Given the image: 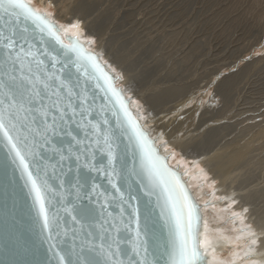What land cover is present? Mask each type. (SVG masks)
I'll use <instances>...</instances> for the list:
<instances>
[{"label":"snow or ice","instance_id":"1","mask_svg":"<svg viewBox=\"0 0 264 264\" xmlns=\"http://www.w3.org/2000/svg\"><path fill=\"white\" fill-rule=\"evenodd\" d=\"M82 23L77 20L70 28L79 32ZM69 39L71 42L65 43L61 30L28 0H0V144L6 149L0 159V179L14 183L19 173L50 242L53 230L60 226L56 205L61 203L58 198L65 185L66 161H76L77 171L83 161L89 171L103 172L120 194L121 214L124 205L131 209L134 258L120 247L117 228L112 243L107 248L100 245V252L106 256L103 261L74 262L70 250L62 253L50 243L49 250L55 249L53 256L58 264H206L198 238L202 218L181 174L169 167L168 157L160 154L155 141L133 116L130 101L115 87L118 77L106 71L98 55L87 51L79 35ZM97 89L111 105L114 124L104 113V106L100 119L93 118ZM121 136L127 137L130 161L121 160L117 151ZM49 153L56 157L55 163ZM97 153L106 154V166L97 167ZM82 179L77 176V186ZM121 180L139 184L150 203L154 198L155 208L145 206L142 210L138 197L131 193V184L126 198ZM53 181L59 182V190ZM98 188L93 186L94 191ZM155 209H159L166 238L153 247L154 229L149 220ZM64 210L69 211L67 207ZM72 212V220L79 223L93 218L98 209L82 205ZM28 251L18 238L6 232L0 239V256L4 257L0 264H33L24 258Z\"/></svg>","mask_w":264,"mask_h":264},{"label":"rangeland","instance_id":"2","mask_svg":"<svg viewBox=\"0 0 264 264\" xmlns=\"http://www.w3.org/2000/svg\"><path fill=\"white\" fill-rule=\"evenodd\" d=\"M48 1H50V0H47V2ZM61 1L65 4V6H64L65 8L63 7V14H64V11L70 12V10H72V12H74V6H76V4H78V1H76V0H61ZM88 1L89 0L86 1V4H87L86 10L89 13V18H87L88 22H91L92 20H94L96 18L97 29H95V32L101 33V36L103 38L108 39L109 43L112 44V46L116 50L117 54H119L120 52L122 53V50L126 49L129 51L133 61L136 60L137 57L140 56L138 58L139 59V65L141 66L140 69H142V64H140V63L144 62L143 64L145 66V64L148 61L149 65H146L145 67L143 66V68L145 69L144 70L145 74L148 71L150 73H152L154 71V70H151L153 67L158 68L159 66H157V65L160 61V64L162 66V68H160V73L163 72L162 74L165 73L164 75L168 76V77H162L163 78V81L161 82L162 85L158 84V82H157L158 86L163 87L168 82H169L168 83L169 85H171L172 83L175 84V82H178V83L181 82V81H177V80H173L172 82H170L171 79L175 78L176 73L173 75L172 72L168 71V70H170L169 68H167L168 62H169V65L172 62H176V63L182 62V65H184L186 67V75H188L189 73L190 74H193V73L197 74L198 79H197V81H194L195 84L198 83L199 75H200V78H203V80L205 78H206L205 80L210 79L211 84H207L203 88L198 87L199 91H193V92L190 91V94H189V95H191L190 98L188 96V93H185V94H187L189 101L186 105L184 104L185 105L184 107H182V109L184 108L183 112H185L187 110V108L190 109L191 112H193L196 109L197 105L199 106V108L201 106L203 107V108L202 107L200 108V111H202L201 109H205L204 107H206L209 103H211L212 101H214L217 98V97H214V94L216 93V88L214 86V83L222 81V79L224 77H226V74H231L234 71L238 72L240 69H242L240 71V72H242L243 71L242 67H245L247 65L246 70L247 71L249 70V72H251V73L246 72L247 73V75H246L245 73L243 74V72H242L241 76H242V78L243 77L245 78V79L243 78V81L246 80L245 82L247 83V80L250 77L251 78L253 77L252 78V80L254 81L253 85H255V86L257 85L256 87H262L263 91L259 92L258 95L257 94L254 95L255 98H252V99H248L247 98L248 95H246V98H245V94H242V93H240L239 96L236 95V98L237 97L238 98L235 100V102L237 100H239V97L241 96L240 100H239L241 103L239 101L236 102V104H238V102H239V104H238L239 107L237 106V108H236V107H234V105L231 107H228L227 113H226L228 115H226V116L224 115V118H223V116L220 119L218 117H215L218 120H214V123L220 124L221 121L226 120L228 123H230V121H231V123L233 122L232 125H234V120H236L235 122L238 121L237 122L238 125L235 124L237 126V130H235L236 128H234L235 125L232 126V129L229 126V129H231V130H229V129L223 130V132L220 134V137L218 136V138H220V139L223 137L221 139L222 140L221 142L217 141L220 144L215 145V144H218L215 141V144L213 146H211L209 149L210 150L219 149L222 143H230L233 141V142H237V146L238 145L240 146V145H244L243 143H246L247 140L249 141V143H248V141H247V143L250 144L249 150H251V152L248 151L249 154L247 153L246 157H244V159L246 158L244 160L245 164L244 163L242 164L241 162H243V161L241 160V162H240L241 164H237V166L233 167L232 170L230 171L231 174L229 172V175H232V176H230L231 178H229L226 182L228 183V185L234 184L235 188L237 185V190L235 189V192L240 191V196L238 195L240 198H241V196L242 197L244 196L243 198H245V196H246V199L250 198L249 200L247 199L248 202H246V201L243 202L245 199L239 198L241 203H246V204H245V207L243 208V210L236 207L234 212H241V214L237 215V217H238L237 220L242 221L244 219L245 222H248V217H249L248 214L249 215L253 214V212L255 213V211L258 210L257 211L258 214L255 213L252 215V217L257 219L256 221L258 222L259 231H264V134H263L264 133V82H263L264 81V78H263L264 77V31H263V34L261 35V37H259L260 28L262 31L263 27H264V18H263V20H259L256 17H254V15H256L259 12L258 7L263 6V1L262 0H260V1L259 0H212V1L211 0H196V1L195 0H90L89 2ZM132 3H133V5H132ZM69 6H70V8H69ZM40 7L44 8L43 5H41ZM67 8H69V9H67ZM128 9H130V10L128 11ZM48 11L51 13L53 11L52 14L55 15L57 13V15H58V11L56 9H54L53 6H51V8L49 7ZM78 11L79 12L76 13L77 15H80V16L84 15L85 11L82 9V7L79 8ZM69 12L66 15L67 17H71L73 15V13H69ZM128 12L131 14H129ZM101 13H102V17L100 15ZM187 14H189V15H187ZM252 15H253V19H257V20H259V22H257V24H256L258 26L252 27L253 33H252V37H250V33H248L247 31L245 32V30H246L247 26L249 25V24L246 25V23L251 22L250 16H252ZM185 16H187V17H185ZM97 17L101 18L102 21L99 18L97 19ZM59 20H60V24L69 25L67 21H64V19H59ZM98 20L101 22H99ZM111 22H112V24L108 28L106 23L109 24ZM184 22H185V24H184ZM260 22H262L261 23L262 25L259 24ZM126 23H128V24H126ZM176 29H178V30H176ZM228 29L229 30L231 29V30L228 31ZM86 30L87 29H84V33H86ZM173 30H175V31H173ZM185 30H186V32L187 31L188 32L186 33ZM238 30L239 31L241 30V32H242L240 34V37L235 36L233 38L232 34L235 33L238 35V33H239ZM176 31L178 32V34L176 33ZM236 31H238V32H236ZM112 32H114V33L112 34ZM229 33L231 36L229 35ZM245 33L249 36H247ZM104 35H105V37H104ZM227 35H229L230 37H228ZM118 37H120V40L118 42L119 44L118 43H116V44L112 43L113 41L117 42V41H115V38H116V40H118L117 39ZM175 37H177V38L175 39ZM89 38L90 37H87L88 40H89ZM256 38H259V39H256ZM92 39H95V42L98 41L97 37H93ZM132 40H134L133 43L131 42ZM136 40H137V42H136ZM120 41H122V42L120 43ZM143 41H145V42H143ZM120 44H122V45L120 46ZM184 44H185V47H184ZM149 45H151V46H149ZM96 46H97V44H96ZM131 46H133V47H131ZM237 47H239V48H237ZM244 47H245V51H244ZM135 48H139V50H135ZM218 49L221 51H219ZM95 51H96V49H95ZM101 51H103V50H101ZM98 52L100 53V50ZM234 52H236V53H234ZM165 53H166V55H164ZM231 53H232V56L234 58L230 55ZM183 54H185V56ZM200 54H201V56H200ZM161 55H162V59L165 58L164 60L160 59ZM181 55L184 56L183 57L184 59L181 58L182 57ZM158 56H160V57H158ZM225 56H227V57L229 56V59L227 57L225 58ZM230 57H231V59H230ZM198 58L200 60H197ZM153 59H158V60L155 61L156 63L154 62V63L150 64ZM209 59L211 62L209 61ZM179 60H182V61H179ZM204 60H206V61H204ZM217 60H219L218 63H217ZM231 60L234 62L228 63V61H231ZM205 62H206V64H205ZM225 62L227 63L226 66L224 65L222 67V65H223L222 63H225ZM107 63L108 62H106V64ZM198 63H200V65ZM202 63H204L205 66ZM252 63L254 65H252ZM219 64H221V65H219ZM258 64L261 66H259ZM164 65L166 66L165 68H163ZM190 65L191 66L193 65V66L191 67ZM258 66L262 67V70L258 69ZM221 67H222V69H221ZM175 68H177V67H175ZM219 68L221 69L220 71H219ZM255 68L258 69V71ZM187 69H189V70H187ZM199 69H201V70H199ZM216 69H218V70H216ZM116 70L117 69L113 70V72L115 73V76L118 77L117 78L118 85L124 87V85L122 83L123 76L117 72L118 70L117 71ZM178 70L180 72L181 70H183V68H180ZM208 70H210V71H208ZM215 70H216V72L219 71L218 72L219 75H216ZM140 71H141L140 73H144L143 69ZM156 71L157 70H155V73H156ZM196 71H198V72H196ZM261 71H262V73L259 74ZM206 72H207V74H206ZM212 72L215 73V75ZM145 74H142V75L144 76ZM248 74H250V77L248 76ZM258 74L262 77H260ZM211 75H212V77H211ZM183 76H184V74H183ZM217 78H219L220 81H219V79L217 80ZM158 80H160V75L158 76ZM187 80H190V79H187ZM187 80H185V81L187 82ZM205 80L202 83L205 84L206 83ZM183 81L178 85H182L185 82V81L184 82ZM240 81H242V80H240ZM258 82H260V84H258ZM247 87H248V85H247ZM247 87L243 90H247ZM194 93H195V95H194ZM163 96H165V95H162V96L158 95L157 97L156 96L152 97V99H153L152 104L156 107V109L158 111L162 110L163 106H166L165 107L166 109H171L170 106L174 105V103H175L174 101H172V99L165 100V104L162 103V100L165 99V97H163ZM161 97H163V98H161ZM218 97H220V96H218ZM200 98L203 99V103H202V100ZM255 99H257V100H255ZM176 100L180 102L179 98ZM133 101L137 102V103H135L136 107H137V109L139 108L138 110H139L140 115L144 116L145 113H143V112L146 110H145L144 105L141 102V100L133 99ZM166 102H167V104H166ZM243 102H245V103H243ZM169 103H170V105H169ZM201 104H203L204 106ZM215 104H217V102ZM142 108L144 110L143 112L141 110ZM156 109L153 111L156 112ZM239 109L242 110V113L244 111V114H242ZM173 110H174V108H173ZM180 111L181 110L176 111L177 115L179 114ZM202 113L203 112H200V114H202ZM166 114L170 115V113H166L163 111L159 115V117H162L163 115H166ZM230 114L234 117L236 116L235 119H233L234 117L233 118L228 117ZM233 114H235V115H233ZM258 114H259V116H258ZM175 115L173 113V116H175ZM243 116L244 117L251 116V117H249V118L247 117L248 118L247 119V118H244ZM252 117H254V118H252ZM188 118L192 119L190 117H188ZM229 119H232V120H229ZM244 119L246 121H244ZM241 120H243V121L241 122ZM210 121H207L206 123H209ZM226 121H225V123H227ZM239 122H241V123H239ZM226 126H228V125H226ZM225 128L226 127H224V129ZM233 128H234V130H233ZM243 129H244V131H243ZM236 133H238L237 136L239 138L236 137ZM221 135H223V136H221ZM252 136H255V138ZM249 137L251 138L253 143H250L251 140H249ZM224 138H225V140H224ZM234 138L239 140V141L234 140ZM253 139H254V141H253ZM232 147L233 146L228 147L227 150H230ZM256 147H258L259 149ZM162 149H163V151H165V153L168 156L171 164L174 166H177L182 171V173L184 175V179L186 181H188V184L191 183V188L193 187L192 191L195 192V197L197 198L198 201H200L202 203V205H201L202 210L204 211L206 209V210L210 211L212 214H216V212H214L213 208L214 207L217 208L219 197L217 195V190H214V189L215 188L217 189L216 186H217V183L220 182V178H217L216 181H211L210 184L208 182L209 177H208V179L203 178L205 193H203L202 196H199L198 193H200L199 191H200V189H202V187H201L202 185L197 180V178H198L197 172H198V170L201 169V164L200 163H196V164L194 163V164H192L194 167H192L189 163V160L188 159H187L188 161L183 160L184 156H182V152L179 151V149H177L174 146H164V148H162ZM247 149H248V147L245 148V150H247ZM205 154L207 155L208 152H206ZM246 160H247V162H246ZM190 167H191V169L193 168V170H191ZM239 174L240 175L242 174V175L240 176ZM194 176H196L197 178H194ZM206 181H207V183H206ZM195 182L198 185L195 184ZM193 184H195V185H193ZM199 184H200V186H199ZM195 186H196V188H195ZM246 191H248V192H246ZM210 198H211V200H210ZM213 202L216 204H214ZM249 202H252V203H249ZM235 205H237V203H234L232 205V207L230 206V208H233L232 210H234ZM254 205H256V206H254ZM230 208H228V210ZM245 209H247V211H245ZM249 211H250V213H249ZM244 214H247V218H246V216L244 217ZM256 215L258 217L259 216L260 217L257 218V217H255ZM230 221H231L230 215H227L225 220L221 221V223L224 225H230L231 224ZM251 225L253 226L252 222H251ZM236 227H237L236 228L237 231L240 230V225H238ZM236 230L233 228L230 229L231 232H235ZM234 246H236V247H234L233 249L236 248V249H240L239 251H242L243 248L246 247V241H244L243 243H236V244H234ZM230 250H231L230 248L224 249L222 252V256L229 257L231 254ZM246 257L247 256L244 255V258H242V259H245ZM250 259L251 258H248V260H247V258H246L245 261L241 260V261H243L242 264H248V263L251 264Z\"/></svg>","mask_w":264,"mask_h":264},{"label":"bare ground","instance_id":"3","mask_svg":"<svg viewBox=\"0 0 264 264\" xmlns=\"http://www.w3.org/2000/svg\"><path fill=\"white\" fill-rule=\"evenodd\" d=\"M29 1L31 3H33V5L37 9L45 11L53 19H55L59 23V25L62 27L63 31L65 29H69L67 32H70V33L79 35V37L86 43V45L89 48L94 49V50L96 49L97 52L100 50V53L98 52L99 55L102 57V60L105 63L108 62L107 63L108 64V68L112 72L115 69L118 70V71L117 70L116 71L123 76V79H122V83L124 85L123 88L126 91L127 95L129 96V99L132 102V105L135 108V110L137 112V115L140 117V119H141L143 125L145 126V128H147L151 132L152 137H154L156 139V141L160 145V147L164 148V146H174L177 149H179V151L182 152V156H184L183 157V160H186V161L189 160V163H190V165L192 167H194L192 165L194 163L195 164L196 163H200L201 164V169L198 170V172H197L198 178L196 176H194V178H197L198 182L201 183V185H202L201 186L202 189H200V191H199L200 193H198L199 196H202L203 193H205L203 178L204 179H208V177H209V181H208L209 184H210L211 181H216L217 178H220V182L217 183V186H216L217 189L216 188L214 189V190H217V195L219 197L218 198V206H217V208H215V207L213 208V210H214V212H216V214H212L210 211H208L206 209L203 211V213H204V215H203L204 216V224H203V228H202L201 240H202V246L204 247L205 251L209 255V262H210V264H242V262L245 261L246 258H247V260H248V258H251L250 259V263L251 264H264V231H259V229H258V222L256 221L257 219H255L254 217H252V215L255 214V213H257L258 210L255 211L253 209L255 211V213L253 212V214H250V215L248 214V216H249L248 217V222H245L244 219L242 221L237 220V218H238L237 215L241 214V212H234V211H235L236 207L243 210V208L245 207V204L246 203H241L240 202V199L243 198L244 196L243 197L241 196V198H240L239 197L240 196V191H236L235 192V189L237 190V185H236V188H235V185L234 184L228 185V183L226 182L229 178H231L230 176H232V175H229V172L232 170V168L235 167V166H237V164H241V163L243 164L245 162L244 160L246 159V158L244 159V157H246V154L247 153L249 154L248 151L251 152V150H249L250 149V144H248L249 141L247 140L248 143L246 141V143H243L244 145H240V146L239 145L237 146V142H233L232 141L230 143H222L219 149H216V150L215 149H213V150H210L209 149L211 146H213L215 144V141L216 142L217 141L218 142H221L222 141L221 139L223 137L220 139V138H218V136L220 137V134L223 132V130L229 129V126L232 129V126H234L238 122V121L235 122L236 120H234V125H232L233 122L231 123V121H230V123H228L226 120H224V121H221L220 124L219 123L217 124V123H214V120H218L215 117H218L220 119L223 116V118H224V115L225 116L228 115V114H226L228 107H231V106L234 105V107L237 108V106H238V104L240 102L239 100H240V97L241 96L239 97V100H237V101H239L238 104H236L237 101L235 102V100L238 98V97L236 98V95L239 96L240 93H242V94H245V98H246V95H248L247 98L248 99H252V98H255L254 95H256V94L258 95L259 92H262L263 91L262 87H256L257 85L256 86L253 85V83H254V81L252 80L253 77L251 78L250 77V74H248V76L250 78L249 79L247 78L248 79L247 80V83L245 82L246 80L243 81V78L244 77L242 78L241 73L243 72V74L245 73L247 75V73L249 72V70L248 71L246 70L247 65L245 64L246 66L245 67H242L243 68V71L242 72H240L242 70V69H240L238 72L236 71L237 73L234 71L231 74H226V77H224V78L222 77L223 78L222 81H220V79L217 78V80L219 79V81H220V82L214 83V86L216 88V93L214 94V97H217V98L214 101H212L211 103L208 102L209 104L207 106L205 105L206 106V107H204L205 109H201L202 111H200V108L202 106L199 108V106L197 105L196 106V109L193 112H191V110L188 109V108H187L186 111L184 110L185 112H183V109L184 108L182 109V107H184L188 103V101H189L188 100V96H189V98L191 96V95H189L190 94V91L191 92H193V91H199L198 90L199 89L198 87H200V88L202 87L203 88L207 84H211L210 79L205 80L206 79L205 78L204 80L206 81V83L204 84V83H202L204 81L203 78H200V75H199L198 83L195 84L194 81H197V79H198L197 78V74H194V73L193 74H190L189 73L188 75H186V67L184 65H182V62H177V63L176 62H172V63H170V65H169V62H168V65L166 64L168 66L167 68L170 69L168 71L172 72L173 75L176 73L175 74V78L171 79L170 82H172L173 80H177V81H181V82L183 80L185 81L187 79H190V80H187V82L186 81L185 82L183 81L184 83L182 85H178L181 82L180 83L175 82V84L172 83L171 85H169L168 84L169 82H168L167 83L168 85L165 84L163 87L162 86H158V84H161V82L163 81V78L162 77H168V76H165L164 75L165 73L164 74H162L163 72L160 73V68H162V66L160 64V61H159L158 65H157V66H159L158 68L157 67H153L151 69V70H154L152 73H150L148 71L150 74L148 72H146V74H145V72H144L145 69L143 68V66H144L143 63L144 62L140 63V64H142V69H143V72L144 73H140L141 72L140 70H142V69H140L141 66L139 65V59H138L140 56L137 57V59L133 61V59L131 58V55H130L129 51L126 50V49L122 50V53L121 52L119 53L120 55L117 54L116 50L114 49V47L112 46V44L109 43L108 39L103 38L101 36V33L95 32V29H97L96 18L94 20H92L91 22H88L87 18H89V13L86 10V5H87L86 4V1L87 0H76V1H78V4H76V6H74V12H72V10H70V12L68 11L69 13H73V15L71 17H67L66 16L67 13H68L66 11H64V14H63V7L65 6V4L61 0H50L48 2H47V0H29ZM262 1H263V6H259L258 7V9H259L258 10L259 11L258 13L259 14L257 13L256 15H254V17H256L259 20H263V18H264V0H262ZM41 5H43L44 8H41L40 7ZM132 5H133V3H132ZM51 6H53L54 9H56L58 11V15H57V13L55 15L52 14L53 11H52V13L48 11V8L49 7L51 8ZM81 7L85 11L84 12V15H82V16L76 14V13H78L80 11V10L78 11V9L81 8ZM69 8H70V6H69ZM69 8H67V9H69ZM129 10L130 9H128V11ZM129 14H131V13H129ZM100 15L102 17V13ZM187 15H189V14H187ZM185 17H187V16H185ZM58 18L59 19H64V21H67L69 25L60 24V20ZM98 18L99 17H97V19ZM99 19L102 21L101 18H99ZM250 19H251V22L250 23L249 22L246 23V25H248V24L249 25L247 26L245 32L247 31L248 33H250V37H252V33H253L252 32V27L258 26L256 24H257V22H259V20L253 19V15L250 16ZM77 20L84 21V23L81 24V30L79 32L76 29L70 28V25L72 23H75ZM101 21H99V22H101ZM128 23H126V24H128ZM261 23L262 22H260L259 24H261ZM111 24H112V22L109 23V24L106 23V25L108 26V28H109V26ZM184 24H185V22H184ZM84 29H87L86 30V33H84ZM176 30H178V29H176ZM230 30L228 29V31H230ZM173 31H175V30H173ZM238 31H236V32H238ZM263 31H264V27H263V30L262 31H261V28H260V33L258 32L259 33V37H261V35L263 34ZM64 32H66V31H64ZM114 32H112V34ZM185 32H186V30H185ZM176 33L178 34L177 31H176ZM230 33H229V35H230ZM241 33H242L241 30L239 31L238 35L235 34V33H233L232 34V37L233 38L235 36L240 37V34ZM229 35H227V36L230 37L231 35L230 36ZM247 36H249V35H247ZM87 37H90L89 40L87 39ZM93 37H97L98 38V41H96L94 44L91 43L92 40H95V39H92ZM104 37H105V35H104ZM176 38L177 37H175V39ZM117 39L118 40H116V38H115V41H117V42H114L113 41L112 43H114V44L118 43L119 40H120V37H118ZM256 39H259V38H256ZM133 41L134 40H132L131 42L133 43ZM121 42L122 41H120V43ZM136 42H137V40H136ZM143 42H145V41H143ZM96 44H97V46H96ZM185 44H184V47H185ZM121 45L122 44H120V46ZM149 46H151V45H149ZM131 47H133V46H131ZM237 48H239V47H237ZM101 50H103V51H101ZM135 50H139V48H135ZM219 51H221V50H219ZM244 51H245V47H244ZM234 53H236V52H234ZM164 55H166V53ZM183 55L185 56V54H183ZM183 55H181L182 56L181 58L184 57ZM230 55L232 56V53ZM200 56H201V54H200ZM158 57H160V56H158ZM226 57L227 56H225V58ZM199 58L197 60H200ZM227 58L229 59V56ZM158 59H153L150 64L154 63ZM160 59H162V55H161ZM164 59H162V60H164ZM230 59H231V57H230ZM206 60H204V61H206ZM232 60L231 61H228V63L234 62ZM179 61H182V60H179ZM209 61H210V59H209ZM218 61L219 60H217V63H218ZM200 63H198V64L200 65ZM202 64L205 66L206 62H205V64L204 63H202ZM222 64H223L222 65V67H223L224 65L226 66L227 63L225 62V63H222ZM146 65H149L148 61L145 64V66ZM219 65H221V64H219ZM252 65H254V64L252 63ZM259 66H261V65H259ZM259 66H258V69L262 70V67H259ZM165 67L166 66L164 65L163 68H165ZM175 67H177V68H175ZM222 67H221V69H222ZM180 68H183V70H181L179 72L178 69H180ZM221 69L219 68V71ZM258 69H256V70L258 71ZM155 70H157L158 72L156 71V73H155ZM187 70H189V69H187ZM199 70H201V69H199ZM216 70H218V69H216ZM216 70H215V72H216ZM208 71H210V70H208ZM219 71L216 72V75H219L218 74ZM196 72H198V71H196ZM249 73H251V72H249ZM261 73H262V71L259 74H261ZM142 74H145V75L143 76ZM183 74H184V76H183ZM206 74H207V72H206ZM213 74L215 75V73H213ZM159 75H160V80H158V76ZM211 77H212V75H211ZM260 77H262V76H260ZM240 80H242V81H240ZM157 82H158V84H157ZM260 82H258V84H260ZM247 85H248V87H247ZM246 87H247V90H243ZM185 93H188V96ZM195 93H194V95H195ZM154 95L156 97L158 95L159 96L160 95L161 96L162 95H165V96H163V97H165V99L162 100V103H164V104H165V100H168V99H172V101L175 102L174 105H171L170 106L171 109H166L165 108L166 106H163L162 107V110L164 112H166V113H170V115L169 114L168 115L166 114V115H163L162 117H159V115L163 111L162 110L158 111L156 109V107L152 104L153 103L152 102V100H153L152 97H155ZM218 96H220L221 98L218 97ZM163 97H161V98H163ZM178 98H179L180 102L176 100ZM133 99H136V100L139 99V100H141V102L143 103L144 108L146 110V111H144L143 108L141 109L142 112L144 111L143 113H145V115H144L145 117L143 115H140L139 110H138L139 108L137 109L136 104H135L137 102H134ZM201 100H202V103H203V99H201ZM255 100H257V99H255ZM216 102H217V104H215ZM243 103H245V102H243ZM166 104H167V102H166ZM169 105H170V103H169ZM201 105H203V104H201ZM172 107L174 108V110H173ZM155 109H156V112L153 111ZM178 110H181V111L177 115L176 111H178ZM239 110L242 113V110L241 109H239ZM200 112H203V113L200 114ZM173 113H174V115L175 114L176 115L173 116ZM242 114H244V111H243ZM233 115H235V114H233ZM258 116H259V114H258ZM188 117H190L192 119H189ZM228 117L233 118L234 116H232L230 114ZM235 117L233 119H235ZM247 117H244V118H247ZM249 117H251V116H249ZM252 118H254V117H252ZM229 120H232V119H229ZM207 121H210V122L209 123H206ZM225 121L227 123H225ZM242 121L243 120H241V122ZM244 121H246V120L244 119ZM241 122H239V123H241ZM226 125H228V126H226ZM224 127H226V128L224 129ZM234 128H236L235 130H237V126L236 125H235ZM234 128H233V130H234ZM231 129H229V130H231ZM243 131H244V129H243ZM237 134L238 133H236V137L239 138L237 136ZM221 136H223V135H221ZM252 137L255 138V136H252ZM225 138H224V140H225ZM234 140H237V139L234 138ZM249 140H251L250 137H249ZM237 141H239V140H237ZM253 141H254V139H253ZM250 143H253L252 140H251ZM219 144L220 143L215 144V145H219ZM230 146H233V147L230 150H227L228 147H230ZM246 147H248L247 150H245ZM256 148H258V147H256ZM206 152H208L207 155L205 154ZM241 160L243 162H241ZM246 162H247V160H246ZM190 169H191V167H190ZM191 170H193V168ZM230 174H231V172H230ZM206 183H207V181H206ZM195 184H197V183L195 182ZM195 184H193V185H195ZM188 185L191 187V183L188 184ZM199 186H200V184H199ZM195 188H196V186H195ZM246 192H248V191H246ZM193 193L195 195V192H193ZM211 198H210V200H211ZM243 199H245L243 202H245V201L248 202V200L250 198H247L248 199L247 200L246 199V196H245V198H243ZM234 203H237V205H235L234 210H232L233 208H230V206L232 207V205ZM249 203H252V202H249ZM214 204H216V203H214ZM254 206H256V205H254ZM228 208H230V209L228 210ZM250 211H249V213H250ZM227 215H230V220H231L230 221L231 222L230 225H224V224L221 223V221L225 220V218H226ZM245 216L247 218V214H244V217ZM255 217L259 218L260 216L258 217L256 215ZM251 222H252L253 226L251 225ZM238 225H240V230L237 231L236 230V228H237L236 226H238ZM231 228L235 229L236 231L235 232H231L230 231ZM253 240H255V243H253ZM244 241H246V247L243 248L242 251H239L240 249H236V248L233 249L234 247H236V246H234V244H236V243H243ZM226 248H230L231 249L230 250L231 251V254H230L229 257L222 256V252ZM244 255H246L247 257L245 259H242V258H244ZM241 260H243V261H241Z\"/></svg>","mask_w":264,"mask_h":264},{"label":"water","instance_id":"4","mask_svg":"<svg viewBox=\"0 0 264 264\" xmlns=\"http://www.w3.org/2000/svg\"><path fill=\"white\" fill-rule=\"evenodd\" d=\"M28 2L33 8L47 15L48 19L61 30V35L65 43L71 42L69 37L76 34L64 32L59 23L48 13L37 9L29 0ZM79 39L88 52L95 53L100 57V63L105 66L106 71L116 77L108 68V65L102 60L99 53L89 48L80 37ZM37 46L39 45L37 44ZM115 87L122 92L126 100L130 101L124 88L118 85L117 79L115 80ZM89 91L90 93L93 92L92 84H89ZM101 106H104V113L114 124L115 122L109 111L111 105L107 103L103 93L97 89L95 90V104L93 105V118L96 120L100 119ZM129 109L143 127V131L148 134L151 140L155 141V146L160 154L168 157L157 143L156 139L152 137L151 132L143 125L131 101ZM59 139L60 138H57V143H59ZM118 143L119 148L117 151L120 154L121 160L130 161L131 154L127 151V137L121 136ZM5 154L6 149L0 144V159H2ZM49 155L53 156L52 163H55L56 157L54 154L49 153ZM95 163L97 167L106 166L108 163L106 154L97 153ZM167 163L170 168L177 170L181 174L190 196L199 208L198 214L202 218L199 225L198 237L200 241V251L204 253L206 264H210L209 255L202 246L201 240L204 224L202 203L195 197L191 187L188 185V181L184 179L182 171L177 166L172 165L169 158ZM57 172L58 174L60 173L59 168H57ZM78 175L83 178L79 186H77ZM63 178L65 185L64 189L60 190L62 191V196L58 198L61 200V203L56 205L59 210L60 226L53 230L51 242L47 239V230L43 229V220L42 217H39L37 214V206H34L33 197L29 194L28 188L24 186L25 182L20 178L19 173L17 172L15 174L14 183H8L6 180L0 179V239L5 236L6 232L18 238L20 243L29 250L27 256L24 258L32 261L33 264H44V262H47V264H58V258L53 256V251H55V249H53V251L49 250L50 243L55 244L56 249L61 250L62 253L70 250L73 253L70 258L74 262L77 259L81 261L84 259L103 261L106 259V256L100 252V245L103 243L104 247L107 248L108 245L112 243V238L116 236V229L118 228L120 247L128 256H133L134 258L132 248L135 234L132 230L134 228V223L130 221L131 209L128 208L127 205H124L125 211L121 214L120 206L122 201L120 199V194L112 188V185L109 183V178L106 177L103 172L89 171L87 168L83 167V161H81V166L77 171V162L74 160L64 162ZM53 184L56 185L59 190V182L53 181ZM119 184L122 191L125 192L126 198L129 191V184H131V193L138 197L142 210L145 206L155 208L154 198H151L152 202L150 203V198L145 196L139 184L132 183V181L125 183L123 180L119 181ZM94 185H99V188L95 191L93 190ZM53 203L56 202L53 201ZM82 205L96 208L98 212L93 218L81 220L77 223L72 220V215L75 214L72 212V209ZM101 205H103V208H101ZM65 207H67L69 211L66 212L64 210ZM158 213L159 209H155L149 220L150 225L154 229L153 247H155L157 243L162 244L166 238V230L163 228V222L159 219ZM121 221H123V223H121ZM102 237L107 238L102 239ZM92 249H96V251H92ZM3 258L4 257L0 256V260ZM125 259H127V256ZM149 259H151V256Z\"/></svg>","mask_w":264,"mask_h":264}]
</instances>
